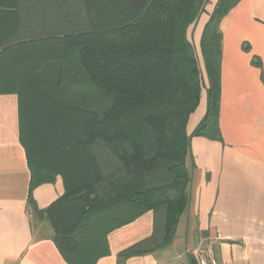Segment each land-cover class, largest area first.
Here are the masks:
<instances>
[{
    "label": "trees",
    "instance_id": "trees-1",
    "mask_svg": "<svg viewBox=\"0 0 264 264\" xmlns=\"http://www.w3.org/2000/svg\"><path fill=\"white\" fill-rule=\"evenodd\" d=\"M16 1L0 0V95L19 98L33 217L67 264H97L108 236L148 212L152 235L118 263L169 247L189 205L191 139L221 140L220 24L241 0H219L204 28L207 112L192 135L205 81L188 31L210 0H82L78 29L30 39L15 34ZM58 176L64 194L39 210L34 190Z\"/></svg>",
    "mask_w": 264,
    "mask_h": 264
},
{
    "label": "crops",
    "instance_id": "crops-1",
    "mask_svg": "<svg viewBox=\"0 0 264 264\" xmlns=\"http://www.w3.org/2000/svg\"><path fill=\"white\" fill-rule=\"evenodd\" d=\"M219 0H210L188 39L194 45L205 86L191 115L192 135L207 112L209 82L201 39ZM21 29L27 38L64 34L78 29L82 0H17ZM221 57V140L191 139L187 166L191 174L189 205L173 243L124 264H264V0H241L223 18ZM248 48V50L246 49ZM260 61L261 66L253 63ZM31 172L20 142L19 98L0 95V264H67L43 219L35 228L29 206ZM64 194L63 179L33 192L39 210ZM148 212L108 236L110 254L97 264H120L117 256L153 233ZM192 259L195 263H191Z\"/></svg>",
    "mask_w": 264,
    "mask_h": 264
},
{
    "label": "rangeland",
    "instance_id": "rangeland-1",
    "mask_svg": "<svg viewBox=\"0 0 264 264\" xmlns=\"http://www.w3.org/2000/svg\"><path fill=\"white\" fill-rule=\"evenodd\" d=\"M209 3H210V2H209ZM202 75H203V73H202ZM33 223H34V225H35V228L38 229V227H39V220L36 219V218H34Z\"/></svg>",
    "mask_w": 264,
    "mask_h": 264
},
{
    "label": "built area",
    "instance_id": "built-area-1",
    "mask_svg": "<svg viewBox=\"0 0 264 264\" xmlns=\"http://www.w3.org/2000/svg\"><path fill=\"white\" fill-rule=\"evenodd\" d=\"M201 264H210V263L206 260H201Z\"/></svg>",
    "mask_w": 264,
    "mask_h": 264
}]
</instances>
